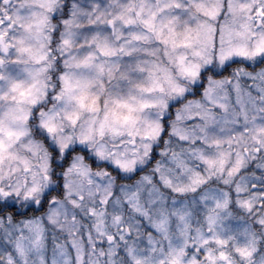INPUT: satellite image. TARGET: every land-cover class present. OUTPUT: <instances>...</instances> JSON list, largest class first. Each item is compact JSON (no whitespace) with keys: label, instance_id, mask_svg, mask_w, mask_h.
Listing matches in <instances>:
<instances>
[{"label":"clouds","instance_id":"9594fccd","mask_svg":"<svg viewBox=\"0 0 264 264\" xmlns=\"http://www.w3.org/2000/svg\"><path fill=\"white\" fill-rule=\"evenodd\" d=\"M0 264H264V0H0Z\"/></svg>","mask_w":264,"mask_h":264}]
</instances>
